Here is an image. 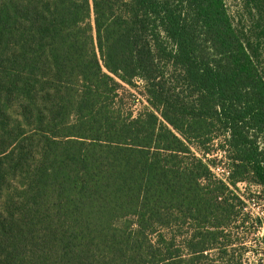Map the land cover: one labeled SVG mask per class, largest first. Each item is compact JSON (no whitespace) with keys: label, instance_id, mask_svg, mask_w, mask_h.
<instances>
[{"label":"trees","instance_id":"trees-1","mask_svg":"<svg viewBox=\"0 0 264 264\" xmlns=\"http://www.w3.org/2000/svg\"><path fill=\"white\" fill-rule=\"evenodd\" d=\"M234 40L223 0H0V264H244L264 81Z\"/></svg>","mask_w":264,"mask_h":264},{"label":"rangeland","instance_id":"rangeland-1","mask_svg":"<svg viewBox=\"0 0 264 264\" xmlns=\"http://www.w3.org/2000/svg\"><path fill=\"white\" fill-rule=\"evenodd\" d=\"M234 30L235 49L240 55L246 54L252 75L264 81V0H223ZM209 52L211 49L207 47ZM140 83V82H137ZM124 105L135 115L147 106L145 90L142 84L136 87L125 85L121 90ZM264 147V137L261 140ZM215 171L225 176L222 166ZM236 192L244 200L242 214L248 218L244 227L237 228L235 257L244 260V264H264V193L261 187L251 183H238ZM256 194H260L259 197ZM244 245V246H242ZM232 256L224 262H235ZM213 254V264H216Z\"/></svg>","mask_w":264,"mask_h":264}]
</instances>
